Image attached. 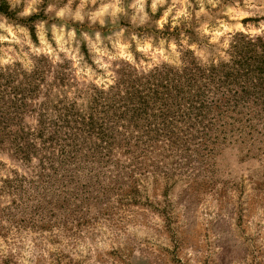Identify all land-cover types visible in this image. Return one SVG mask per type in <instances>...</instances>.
Masks as SVG:
<instances>
[{
	"label": "rangeland",
	"instance_id": "374dc122",
	"mask_svg": "<svg viewBox=\"0 0 264 264\" xmlns=\"http://www.w3.org/2000/svg\"><path fill=\"white\" fill-rule=\"evenodd\" d=\"M7 1L0 69L23 83L42 73L37 106L50 94L86 112L92 89L128 64L180 68L190 50L209 66L229 59L236 34L264 36V0ZM175 27L177 37L163 33ZM38 116L25 112L26 126ZM246 116L226 139L212 131L207 149L198 139L185 150L159 143L156 158L115 148L107 164L72 165L62 184L40 181L36 158L0 152V264H264V114Z\"/></svg>",
	"mask_w": 264,
	"mask_h": 264
},
{
	"label": "trees",
	"instance_id": "16d2710c",
	"mask_svg": "<svg viewBox=\"0 0 264 264\" xmlns=\"http://www.w3.org/2000/svg\"><path fill=\"white\" fill-rule=\"evenodd\" d=\"M0 15L11 16L7 0H0ZM180 31L166 28L163 33L177 37ZM182 53L180 68L163 64L139 74L128 64L107 90L92 89L86 112L75 102L53 103L50 94L33 105L42 90V73L25 76L23 83L15 71L0 69V152L26 165L36 158L40 181L61 178L62 184L75 177L72 165L79 170L91 163L107 164L115 148L123 155L136 152L147 158L160 151L159 143L175 149L183 145L180 149L185 150L198 139L194 146L200 143L207 149L212 131L219 132L214 139H226L227 130H234L244 115L264 114V36L236 34L229 59L209 66L200 64L190 50ZM58 78L63 80L64 74ZM31 110L39 114L33 128L23 120ZM50 112L55 116L47 117ZM221 119L224 125L218 126ZM143 162L146 167L156 163ZM24 179L21 175L3 183L10 190Z\"/></svg>",
	"mask_w": 264,
	"mask_h": 264
}]
</instances>
